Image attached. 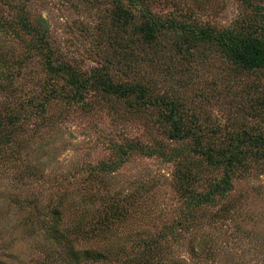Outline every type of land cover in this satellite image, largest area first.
I'll return each instance as SVG.
<instances>
[{
  "label": "rangeland",
  "instance_id": "374dc122",
  "mask_svg": "<svg viewBox=\"0 0 264 264\" xmlns=\"http://www.w3.org/2000/svg\"><path fill=\"white\" fill-rule=\"evenodd\" d=\"M140 1L162 19L196 21L219 31L240 22L246 12L254 13L241 0ZM255 2L264 15V0ZM110 8V0H1L0 17L14 28H19L17 21L22 15L31 22L42 18L49 46L59 61L83 73L108 70L118 83L150 84L155 95L184 101L185 111L197 115L208 129H217L215 137L220 140L241 131L264 135V115H251L254 103L250 101L264 93V77L234 72L219 54L202 57L196 50L191 51L192 55L170 52L165 47L170 44L166 38L161 40L164 48L158 56L125 58L123 48L109 37ZM257 20L264 25V18L258 16ZM29 42V35L17 37L10 29L0 28V55L10 62L26 56ZM136 52L143 54L139 49ZM0 70H5L4 82L11 81V92L0 90V114L4 115L6 105L15 100L40 98L46 93L50 78L41 67L40 57L28 58L21 67L6 70L3 66ZM58 85L64 87L63 82ZM252 85H260L261 92ZM86 100L94 105L90 112L78 109L76 104L53 101L46 113L53 119L52 124L40 123L41 117L35 114L16 141L0 153V264H65L59 247L36 229L28 204L36 198V206L46 212L64 193L69 208L65 218L73 225L91 220L92 214L101 211L106 196L135 194L137 198L128 218L108 235V242L91 239L80 245L81 249L108 252L107 258L124 250L129 255L138 239L166 233L162 242L165 262L264 264L263 161L247 173L237 172L230 192L202 206L194 215L193 227L182 229L178 222L184 219L188 200L174 186L175 172L191 161L189 144L167 140L157 109L136 113L122 103L120 113L113 115L103 97L89 93ZM59 112L62 116L58 118ZM127 143L143 147L144 152L160 146L165 156L173 148L182 154L165 160L158 154L131 151L114 171L102 179L101 174V182H97L98 167L118 161L117 146ZM198 163L192 171L209 181L196 183L195 191L204 193L212 179L222 176L223 169H208L202 161ZM32 166L38 172L35 177L26 171ZM202 241L210 244V258L201 256ZM95 263L119 264L107 260Z\"/></svg>",
  "mask_w": 264,
  "mask_h": 264
},
{
  "label": "trees",
  "instance_id": "16d2710c",
  "mask_svg": "<svg viewBox=\"0 0 264 264\" xmlns=\"http://www.w3.org/2000/svg\"><path fill=\"white\" fill-rule=\"evenodd\" d=\"M1 1V0H0ZM247 10L253 11L251 15H246L240 22L225 30L200 24L196 21H178L162 19L151 13L146 5H141L140 0H110L109 25L111 27L109 37L123 48L125 58L135 60L145 59L149 55L161 54L164 45L163 38L169 40L170 52L192 55L191 51H199L202 57L219 54L234 72L252 73L256 76L264 77V25L257 20L260 16L258 4L255 0H241ZM19 28H14L11 23L0 17V28L13 31V35L21 37L29 35L30 42L27 45L26 56L20 61H8L0 55V67L6 70L13 66H23L28 58L40 57L41 67L50 78L46 93L40 98L35 96L29 99L18 101L14 104L6 105L5 114H0V153L3 154L5 148L10 147L16 141V137L23 133L25 127L31 122L32 117L37 114L40 123H53V119L46 115L48 106L53 101H63L65 104H76L78 109L90 112L94 109L86 100L89 93L101 96L109 104V111L114 115L120 113V104H125L126 108L133 112H141L147 108L159 111V122L165 126L167 140L175 143L189 144L191 161L185 162L182 168L175 172V188L177 192L188 200L187 212L184 219L178 222L182 229H191L195 221V213L201 210L204 205H211L217 197L226 196L232 189V181L237 172L247 173L249 168L264 162V135L241 131L233 136L220 140L215 137L217 129H208L199 121V117L194 113L188 114L185 111V102L170 99L163 95H155L150 84L142 82L118 83L113 80L108 70L92 69L89 73L78 72L74 67L65 62L59 61L48 43V30L45 21L37 18L31 22L30 19L22 15L18 18ZM13 27V28H12ZM12 28V29H11ZM18 29H20L18 31ZM165 32L170 35L166 37ZM139 49L140 54L136 52ZM149 49L150 51H147ZM151 51H154L151 53ZM185 57L184 55H182ZM150 57V59H151ZM5 70H0V90L11 92L9 84L4 82L3 74ZM9 77V74L6 75ZM6 77V78H7ZM63 82V86L58 83ZM251 87V86H249ZM256 91H260V85H252ZM12 92H14L12 90ZM17 101V102H16ZM254 104L251 115H264V93L250 98ZM58 118L62 112L58 113ZM47 123V124H48ZM39 124L33 125L37 127ZM212 134V135H211ZM127 146V147H126ZM126 147V148H125ZM120 153L118 161L110 165L103 164L98 167L95 179H100L104 174L115 170L124 160L123 157L134 153L145 155H159L164 157L163 147L144 148L137 147L134 143H127L117 146ZM20 152H15L18 154ZM182 151L177 148L171 149L166 158L173 159L181 157ZM168 159V160H169ZM202 161L208 169L222 168V176L214 178L207 186L204 193H197L196 183L199 181H209L203 179L200 173L192 171L194 164ZM26 168L28 176H36V168ZM208 172H211L208 170ZM101 178L99 179L100 175ZM66 193L61 194L55 200L54 205L48 210L40 209L36 206V198L28 202L30 210L33 212L36 229L43 232L45 239L59 247L61 260L65 264H96L95 262L117 261L119 264H186L185 262H165L164 252L162 253V242L167 238L166 233L158 237L145 235L133 243L134 250L129 253L122 251L119 255L107 258L108 252H100L91 249H81L82 244L89 240H100L108 242V235L114 232L118 225L127 219L130 208L137 198L132 195L120 196L111 195L103 199L101 211H96L91 215V220L83 223L81 220L73 225L66 220L68 217V206H65ZM98 210V208H97ZM88 213V212H87ZM86 213V214H87ZM82 216V215H81ZM87 226V227H84ZM116 226V227H115ZM35 229V230H36ZM34 230V232H35ZM199 244L204 258L213 255L210 251V244Z\"/></svg>",
  "mask_w": 264,
  "mask_h": 264
}]
</instances>
